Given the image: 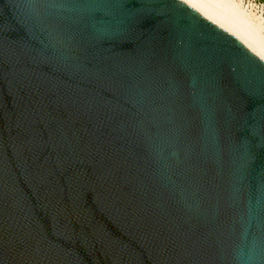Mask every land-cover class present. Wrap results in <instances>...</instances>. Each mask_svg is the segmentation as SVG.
<instances>
[{
    "label": "water",
    "instance_id": "obj_1",
    "mask_svg": "<svg viewBox=\"0 0 264 264\" xmlns=\"http://www.w3.org/2000/svg\"><path fill=\"white\" fill-rule=\"evenodd\" d=\"M0 264H264V56L190 0H0Z\"/></svg>",
    "mask_w": 264,
    "mask_h": 264
},
{
    "label": "bare ground",
    "instance_id": "obj_2",
    "mask_svg": "<svg viewBox=\"0 0 264 264\" xmlns=\"http://www.w3.org/2000/svg\"><path fill=\"white\" fill-rule=\"evenodd\" d=\"M198 7L234 27L264 56V19L251 4L244 8V0H190Z\"/></svg>",
    "mask_w": 264,
    "mask_h": 264
},
{
    "label": "rangeland",
    "instance_id": "obj_3",
    "mask_svg": "<svg viewBox=\"0 0 264 264\" xmlns=\"http://www.w3.org/2000/svg\"><path fill=\"white\" fill-rule=\"evenodd\" d=\"M243 4H244L243 5L244 8L246 9L250 7V5L252 4L254 8L257 10L258 15H261L264 19V0H244Z\"/></svg>",
    "mask_w": 264,
    "mask_h": 264
}]
</instances>
